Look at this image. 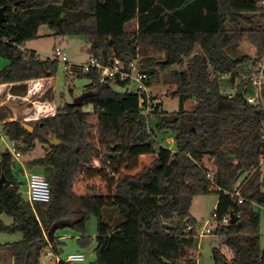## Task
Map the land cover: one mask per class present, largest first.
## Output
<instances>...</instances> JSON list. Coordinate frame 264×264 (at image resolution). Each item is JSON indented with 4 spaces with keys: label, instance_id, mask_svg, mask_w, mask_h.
Wrapping results in <instances>:
<instances>
[{
    "label": "trees",
    "instance_id": "obj_1",
    "mask_svg": "<svg viewBox=\"0 0 264 264\" xmlns=\"http://www.w3.org/2000/svg\"><path fill=\"white\" fill-rule=\"evenodd\" d=\"M98 1L0 0L7 14L0 32V54L9 60L0 69V85L27 90L28 81L55 74L58 60L41 59L37 51L22 49L40 37V26L47 25L54 36L76 35L90 42L88 53L101 64L137 60L152 78L159 70L169 69L163 81L176 85L172 94L182 106L169 112L160 104L146 115L137 93L99 83L98 71L92 69L80 74L91 79L84 91H94L82 106H59L55 114L38 119L32 132L19 120L3 122L4 135L21 154L35 150L38 143L46 146L45 155L29 165L51 172L44 176L50 184L51 201L36 206L21 190L18 174L23 167H18L9 150L0 155V177L5 173L8 178L0 189V231L23 234L20 241L8 244L13 264H41L46 250L58 256L64 245L56 235L61 228L71 227L81 234L80 245L89 244L86 225L92 215L99 219L97 264H197L193 249L200 231L190 209L196 195L214 192L218 194L214 210L218 220L231 212L240 215L236 222L212 230L211 235L220 239L212 251L215 264H264L257 209L264 207L260 164L264 104L247 100L252 90L244 77L264 57V7L260 6L264 0H137L135 28L115 31L99 30ZM246 41L255 54L239 53ZM150 49L164 57L138 59ZM179 64H185L184 68L173 67ZM223 79L235 86L233 93L222 90ZM241 82L243 92L239 91ZM189 99L196 100L192 110L183 108ZM85 104H92L93 110L84 111ZM91 115L97 116L96 123L90 122ZM156 132L172 134L176 148L155 142ZM113 146L116 157H108ZM142 155L155 157L136 174H122L121 162L133 169ZM97 159L111 171L113 194H76L73 186L78 174L104 172L93 166ZM244 176L249 178L241 189L240 202L230 192ZM104 208L117 209L115 222L104 220ZM3 214L13 222L5 224ZM59 221L65 225L49 240L51 226ZM163 223L172 229H164Z\"/></svg>",
    "mask_w": 264,
    "mask_h": 264
},
{
    "label": "rangeland",
    "instance_id": "obj_2",
    "mask_svg": "<svg viewBox=\"0 0 264 264\" xmlns=\"http://www.w3.org/2000/svg\"><path fill=\"white\" fill-rule=\"evenodd\" d=\"M136 10V0H99L98 1V28L99 30H120V29H133L136 24L135 21H131L132 13ZM128 15L129 18L126 16ZM113 28V29H111ZM40 37L30 41L26 44L28 48H32L37 51L41 59H54L53 54L55 48L59 47L64 49L69 57L71 63L86 64L90 61L89 50L92 47L90 42H87L80 36H54L52 30L47 25H42L39 28ZM200 51L199 46L195 52ZM240 54H255V48L247 41L244 42L241 48L238 50ZM146 54H139L138 59L147 56H153L156 58H163L164 54L155 50H146ZM188 59L185 60L187 62ZM9 64V60L0 54V69H3ZM139 65V62H138ZM185 64L174 65V68L183 69ZM171 67L170 69H172ZM169 69L159 70L155 76H153L152 95L159 97L162 100L163 108L169 112H175L181 109L182 102L179 98L173 97V91L176 89V85L173 83H164L163 77ZM252 65L249 70L244 74L246 80H250L252 76ZM39 82V83H38ZM91 79L85 75H71L64 69V63L60 60L57 61V69L55 74L50 78L35 79L28 81L27 90L23 87H16L11 89L12 84H2L0 88V116L9 117L10 120H19L25 122L34 127L37 120L47 115L55 114L59 106H63L66 103H73L74 99L80 95L87 85H89ZM252 90V86L250 85ZM119 89V88H117ZM16 90L20 94H14ZM73 90V92L71 91ZM222 90L225 92H234L235 86L232 88L227 83L226 79L222 81ZM123 92L122 89L118 90ZM251 93V92H250ZM196 104L195 99H189L183 102V108L192 110ZM84 111H92V104H85L83 106ZM90 122L96 123L97 116L91 115ZM155 142L160 143L166 148L174 150L176 148L173 135L170 133L156 132L154 135ZM100 146V145H98ZM12 140L4 135L2 131V124L0 122V155L2 152L13 150ZM104 147H102L103 149ZM46 146L38 143L37 148L27 154H23L20 159L16 160L18 167H23L22 172H19L18 178L23 183L22 192L28 199V187L27 180L30 172H37L47 177L51 172L49 168H42L41 166L31 167L29 164L36 158L42 157L46 153ZM155 155H142L139 158L138 166L131 168L126 166L124 162L120 169L122 174L134 175L139 172L144 166H149L153 161ZM123 161L122 159H120ZM118 160V161H120ZM118 161L115 164L118 166ZM206 165L212 164L207 158H205ZM93 166L95 168L102 169L104 172L91 176L93 171L85 170L78 174L74 181V191L78 195L86 194H113L114 190L111 186L109 176L111 171L107 168V165L102 160H94ZM212 167V165H211ZM101 170V171H102ZM264 173V163L262 165ZM17 172V171H16ZM110 174H109V173ZM105 174V175H102ZM117 178L118 175H115ZM264 190V188H263ZM218 201L217 193H210L206 195H196L193 199L191 206V215L196 220V227L199 228L201 233V227L205 221L211 220L212 214L216 208ZM42 203H35L36 206ZM260 212V233H261V245L264 247V207L258 206ZM105 221L115 222L117 218V209L104 208L102 210ZM5 224H11L13 222L12 217L3 214L1 216ZM99 219L95 215H92L86 225V236L90 239L89 244L82 246L79 243L78 238L81 234L71 227L61 228L57 231V236H60L64 245L61 253L57 256L51 251L46 250V253L42 255L41 264H57L60 260L66 261L69 254L74 252H81L85 254V260L78 262L77 264H97V255L95 252L96 236L98 231ZM23 237L22 232H7L0 231V264H13L14 254L11 246L8 244L20 241ZM220 239L214 234L202 235L200 234L197 245L194 247L197 258V264H215L213 258V248L219 246ZM225 252L229 255V251L225 249ZM68 264V263H67Z\"/></svg>",
    "mask_w": 264,
    "mask_h": 264
},
{
    "label": "built area",
    "instance_id": "obj_3",
    "mask_svg": "<svg viewBox=\"0 0 264 264\" xmlns=\"http://www.w3.org/2000/svg\"><path fill=\"white\" fill-rule=\"evenodd\" d=\"M260 6L264 7V1ZM53 57L56 60H60L64 63V69L71 75H80L82 73L90 72L92 69L98 71V81L102 84H107L115 88V90L122 89L123 92H135L140 96V109L142 113L149 115L155 110L162 100L159 97L153 96L152 85L150 81L152 76L143 71L138 65L137 60H131L128 64L116 59L109 64H101L94 57H90V61L86 64L71 63L67 52L62 48H55ZM252 76L250 83L252 91L247 96V100L254 104H264L263 90H264V57L257 64L252 65ZM39 83V82H38ZM119 88V89H117ZM13 150L12 155L16 159H20L21 152L16 148L15 142L12 141ZM264 163V157L261 158L260 164ZM212 177V174H209ZM249 176L242 177L235 190L231 191V195L239 198L242 202L241 189L246 183ZM28 187V200L31 204L48 203L51 201L52 193L48 180L40 173L30 172L27 180ZM236 218H239V214H235ZM231 223L230 214L223 216L221 220H218V215L213 212L211 220H207L201 227L202 235L211 234L212 230L218 225H228ZM85 260V254L81 252H74L68 255L66 262L69 264H77L78 262Z\"/></svg>",
    "mask_w": 264,
    "mask_h": 264
},
{
    "label": "water",
    "instance_id": "obj_4",
    "mask_svg": "<svg viewBox=\"0 0 264 264\" xmlns=\"http://www.w3.org/2000/svg\"><path fill=\"white\" fill-rule=\"evenodd\" d=\"M6 20H7L6 8L5 7H1L0 8V32H1L2 26L6 22ZM239 91H241V92L244 91V83L243 82H241V84H240ZM93 95H94V91L93 90L84 91V92H82L80 95H78L74 99L73 104L75 106H82L84 104L85 100L88 99L89 97H92ZM22 124L27 130H29L31 132L34 131V127L33 126H31V125H29V124H27L25 122H23ZM54 139H56L55 136H54ZM56 142H57V144L61 143L60 140H56ZM107 156L108 157H116L115 146L112 147V151L109 152L107 154ZM7 183H8L7 176H6L5 173H2V175L0 177V189H2ZM230 217H231V223L236 222L237 218H236L234 212L230 213ZM64 225H65V223L63 221H59V222L53 224L51 226V228H50L49 238L48 239L52 240L56 230L61 228V227H63ZM162 227L164 229H172V226L170 224H168V223H163Z\"/></svg>",
    "mask_w": 264,
    "mask_h": 264
},
{
    "label": "crops",
    "instance_id": "obj_5",
    "mask_svg": "<svg viewBox=\"0 0 264 264\" xmlns=\"http://www.w3.org/2000/svg\"><path fill=\"white\" fill-rule=\"evenodd\" d=\"M249 5H253V3H250V4H248V6ZM136 16H137V0H136V10L132 13V17H130L131 19V21H134L135 20V18H136ZM127 18H129L128 17V15L126 16ZM111 29H113V28H111ZM30 41H32V40H30ZM30 41H28V42H26L23 46H22V49H29V50H33L32 48H28L27 46H26V44L27 43H29ZM2 87V85H0V88ZM2 118H4V119H2ZM9 117H3V116H0V122H1V124L3 123V122H5V121H8V120H10V119H8ZM173 139H174V137H173ZM209 167V166H208ZM210 168H212L211 167V165H210Z\"/></svg>",
    "mask_w": 264,
    "mask_h": 264
}]
</instances>
